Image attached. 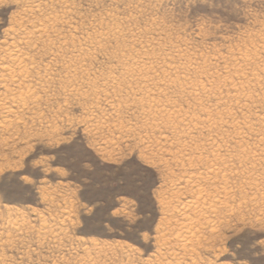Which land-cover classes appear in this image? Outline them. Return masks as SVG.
<instances>
[{
    "label": "rangeland",
    "instance_id": "obj_1",
    "mask_svg": "<svg viewBox=\"0 0 264 264\" xmlns=\"http://www.w3.org/2000/svg\"><path fill=\"white\" fill-rule=\"evenodd\" d=\"M72 143L150 165L107 188L135 239L88 226ZM0 182V264H264V0H0Z\"/></svg>",
    "mask_w": 264,
    "mask_h": 264
},
{
    "label": "snow or ice",
    "instance_id": "obj_2",
    "mask_svg": "<svg viewBox=\"0 0 264 264\" xmlns=\"http://www.w3.org/2000/svg\"><path fill=\"white\" fill-rule=\"evenodd\" d=\"M61 151L67 153L74 174L83 177L87 181L85 184L86 191L82 193V198L87 204L96 206L92 219L88 221V226H92L97 220L103 222L105 217H117L125 220L132 229L131 239H135L138 232L144 231L136 222L134 216H128L123 209L116 211L120 206L109 203L107 188L109 184L116 183L124 190L125 194L134 198L135 193L150 184L154 179L150 165L133 155L130 159L122 161V166L118 169L115 165L112 168L105 169L101 166L96 154L82 143H72L66 148H62ZM44 163V161H37L33 171L20 173L19 177L12 180L8 185V195L27 202V197L34 195L35 188L39 185ZM113 172H115L114 177L109 175ZM20 177H24V179H20ZM2 179L7 180V177ZM4 189V183L0 182V192H3ZM127 209L128 212H132V205H127ZM108 222L113 223L115 226L116 221L109 219Z\"/></svg>",
    "mask_w": 264,
    "mask_h": 264
},
{
    "label": "bare ground",
    "instance_id": "obj_3",
    "mask_svg": "<svg viewBox=\"0 0 264 264\" xmlns=\"http://www.w3.org/2000/svg\"><path fill=\"white\" fill-rule=\"evenodd\" d=\"M40 8V7H39ZM24 73V72H23ZM28 74V73H27ZM236 74V73H235ZM31 75V74H30ZM238 75V74H237ZM21 77V76H20ZM27 78V77H26ZM28 79V78H27ZM27 87V86H26ZM25 87V88H26ZM25 93V92H24ZM30 98V97H29ZM22 102V101H21ZM19 104V103H18ZM20 105V104H19ZM24 106V105H23ZM209 147V146H208ZM217 150V149H216ZM216 152V151H215ZM217 156V155H216ZM224 163V162H223ZM222 163V164H223ZM214 171V170H213ZM213 173V172H212ZM217 174V173H216ZM206 175H208V174H206ZM206 177V176H205ZM210 177V176H209ZM214 177H216V176H214ZM207 179V178H206ZM212 179H214V178H212ZM208 180V179H207ZM210 181H211V179H209ZM225 180V179H224ZM223 181V180H222ZM217 190V189H216ZM203 192V191H202ZM226 192V191H225ZM200 194H201V191H200ZM218 194V193H217ZM224 195H226V194H224ZM215 196V195H214ZM227 196H228V194H227ZM223 198H224V196H223ZM209 199V198H208ZM202 200V199H201ZM232 200V199H231ZM198 201H199V199H198ZM204 203V202H203ZM201 205H203V204H201ZM218 205V204H217ZM221 206V205H220ZM219 206V207H220ZM226 206V205H225ZM208 207V206H207ZM197 208H199V206L197 207ZM213 209L215 208V207H212ZM200 209V208H199ZM209 209V208H208ZM197 210V209H196ZM201 210V209H200ZM200 210H198L197 212H201ZM215 210V209H214ZM219 210V209H218ZM211 211H212V209H211ZM209 212V213H208ZM207 212V214H208V216H210L211 214H210V211H208ZM215 212V211H214ZM216 212H218V211H216ZM220 212V211H219ZM204 213V212H203ZM201 214V213H200ZM218 214V213H217ZM217 214H214L213 216H215V215H217ZM221 214H222V212H221ZM205 215V214H204ZM230 215V214H229ZM206 216V215H205ZM208 216H206V217H208ZM222 217H223V214H222ZM204 218V217H203ZM211 219H213V217L211 216L210 217ZM221 218V217H220ZM224 218H225V216H224ZM219 219V218H218ZM217 219V220H218ZM223 220V219H222ZM219 221V220H218ZM220 222V221H219ZM218 222V223H219ZM206 223H208V221L206 222ZM209 223H211V221L209 220ZM222 223V222H221ZM212 224V223H211ZM217 224V223H216ZM215 224V225H216ZM208 228H211V226H209ZM214 229H216V226H215V228ZM215 231V230H214ZM211 233H214V232H211Z\"/></svg>",
    "mask_w": 264,
    "mask_h": 264
}]
</instances>
